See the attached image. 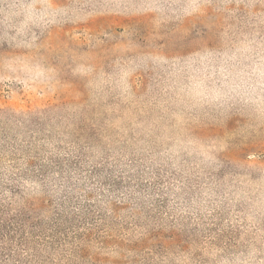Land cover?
<instances>
[{
    "label": "rangeland",
    "instance_id": "rangeland-1",
    "mask_svg": "<svg viewBox=\"0 0 264 264\" xmlns=\"http://www.w3.org/2000/svg\"><path fill=\"white\" fill-rule=\"evenodd\" d=\"M0 264H264V0H0Z\"/></svg>",
    "mask_w": 264,
    "mask_h": 264
}]
</instances>
